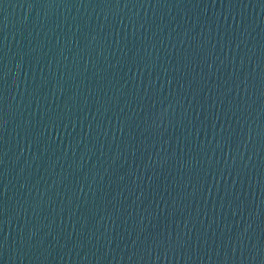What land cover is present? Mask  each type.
<instances>
[{"label": "water", "instance_id": "obj_1", "mask_svg": "<svg viewBox=\"0 0 264 264\" xmlns=\"http://www.w3.org/2000/svg\"><path fill=\"white\" fill-rule=\"evenodd\" d=\"M0 264H264V0H0Z\"/></svg>", "mask_w": 264, "mask_h": 264}]
</instances>
